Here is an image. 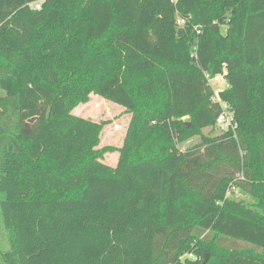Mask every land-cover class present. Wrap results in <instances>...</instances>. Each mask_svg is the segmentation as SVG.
<instances>
[{"label":"trees","instance_id":"16d2710c","mask_svg":"<svg viewBox=\"0 0 264 264\" xmlns=\"http://www.w3.org/2000/svg\"><path fill=\"white\" fill-rule=\"evenodd\" d=\"M38 1L0 0L3 264H264V0Z\"/></svg>","mask_w":264,"mask_h":264},{"label":"rangeland","instance_id":"374dc122","mask_svg":"<svg viewBox=\"0 0 264 264\" xmlns=\"http://www.w3.org/2000/svg\"><path fill=\"white\" fill-rule=\"evenodd\" d=\"M211 84L216 92H219L227 87V81L222 75H218L217 78L211 79ZM2 94H4V91L0 89V95ZM73 112L75 115L92 121L106 122L100 134V143L98 148L114 147L118 149L123 145L131 120V114L127 112L125 107L96 93H92L89 100L85 103L78 104ZM219 128L220 126L217 127V129ZM217 129L214 131V129L207 128L204 132L208 135H214L220 130ZM200 141L201 138L196 136L188 140L184 147L199 143ZM118 159L119 152L117 150H113L105 153L103 162L109 165L116 164ZM234 194L236 197L245 198V196L241 194L238 189ZM7 248V233L0 224V264H3L2 253Z\"/></svg>","mask_w":264,"mask_h":264},{"label":"built area","instance_id":"2783aa9c","mask_svg":"<svg viewBox=\"0 0 264 264\" xmlns=\"http://www.w3.org/2000/svg\"><path fill=\"white\" fill-rule=\"evenodd\" d=\"M43 2H44V0L38 1V2H36L34 4V6L36 8H38V9H40L41 8V5L43 4ZM231 120H232V117L230 115L223 114L220 117V119H219V123H220L219 126H220V128L223 129V130H228L230 128V126H231ZM187 255H188V257H191V258L194 257V255L192 253H189Z\"/></svg>","mask_w":264,"mask_h":264},{"label":"crops","instance_id":"0c3cea01","mask_svg":"<svg viewBox=\"0 0 264 264\" xmlns=\"http://www.w3.org/2000/svg\"><path fill=\"white\" fill-rule=\"evenodd\" d=\"M216 78H217V77H216ZM117 162H118V160H117ZM110 165L116 166V165H117V163H116V164H110Z\"/></svg>","mask_w":264,"mask_h":264},{"label":"water","instance_id":"95a60500","mask_svg":"<svg viewBox=\"0 0 264 264\" xmlns=\"http://www.w3.org/2000/svg\"><path fill=\"white\" fill-rule=\"evenodd\" d=\"M31 121H34V119H31ZM207 261V259L204 261V263Z\"/></svg>","mask_w":264,"mask_h":264},{"label":"clouds","instance_id":"9594fccd","mask_svg":"<svg viewBox=\"0 0 264 264\" xmlns=\"http://www.w3.org/2000/svg\"><path fill=\"white\" fill-rule=\"evenodd\" d=\"M193 259H195V257H193Z\"/></svg>","mask_w":264,"mask_h":264}]
</instances>
